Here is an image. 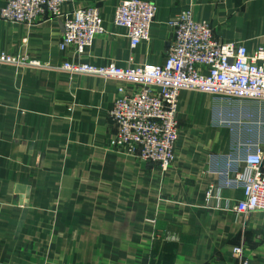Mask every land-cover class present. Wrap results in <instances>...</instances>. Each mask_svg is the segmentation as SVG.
<instances>
[{
  "label": "crops",
  "instance_id": "crops-1",
  "mask_svg": "<svg viewBox=\"0 0 264 264\" xmlns=\"http://www.w3.org/2000/svg\"><path fill=\"white\" fill-rule=\"evenodd\" d=\"M121 1L67 0L64 16L34 24L0 17V49L34 62L0 63V264H243L233 253L243 243L247 264H264V211L236 212L243 190L229 182L247 148L264 150V109L181 90L175 160L162 168L110 145V111L126 82L61 68L163 64L170 21L187 10L254 53L264 47V0H149L150 39L133 48L113 22ZM91 4L106 32L81 56L61 49L64 17Z\"/></svg>",
  "mask_w": 264,
  "mask_h": 264
},
{
  "label": "built area",
  "instance_id": "built-area-1",
  "mask_svg": "<svg viewBox=\"0 0 264 264\" xmlns=\"http://www.w3.org/2000/svg\"><path fill=\"white\" fill-rule=\"evenodd\" d=\"M67 0H6L0 17L11 22L34 24L40 20L64 16ZM157 5L149 0H125L115 8L113 22L125 28L131 47L150 39ZM174 39L163 64L121 67L115 61L95 65L72 60L61 68L70 73H89L126 82L110 111L117 125L112 148L149 163L167 168L175 160L179 138L177 119L179 93L183 89L206 92L228 106L254 102L264 109V47L250 53L240 42L218 39L211 23L196 20L192 11L180 13L170 21ZM106 32L97 4L74 9L64 17L60 48L73 46L83 55L95 37ZM0 63L16 66L33 64L24 55L0 49ZM264 124V121H263ZM244 167H233L230 183L239 185L243 198L233 209L240 214L264 211V150L247 148ZM233 253L248 263L243 245Z\"/></svg>",
  "mask_w": 264,
  "mask_h": 264
},
{
  "label": "water",
  "instance_id": "water-1",
  "mask_svg": "<svg viewBox=\"0 0 264 264\" xmlns=\"http://www.w3.org/2000/svg\"><path fill=\"white\" fill-rule=\"evenodd\" d=\"M21 204L25 207V209H24L23 215L21 217V221L19 223L18 231L21 230V227L23 225V222H24V219H25V216H26V212H27L28 202L27 201H24V200H21Z\"/></svg>",
  "mask_w": 264,
  "mask_h": 264
},
{
  "label": "rangeland",
  "instance_id": "rangeland-1",
  "mask_svg": "<svg viewBox=\"0 0 264 264\" xmlns=\"http://www.w3.org/2000/svg\"><path fill=\"white\" fill-rule=\"evenodd\" d=\"M254 243H255V241H254V242H252V244H254ZM241 245H243V246H244V243H243V244H241ZM244 249H246V248H245V246H244Z\"/></svg>",
  "mask_w": 264,
  "mask_h": 264
}]
</instances>
